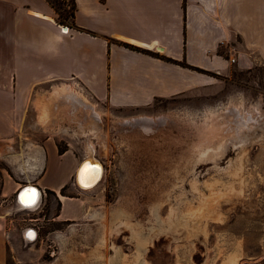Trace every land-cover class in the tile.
I'll return each instance as SVG.
<instances>
[{
  "label": "rangeland",
  "instance_id": "1",
  "mask_svg": "<svg viewBox=\"0 0 264 264\" xmlns=\"http://www.w3.org/2000/svg\"><path fill=\"white\" fill-rule=\"evenodd\" d=\"M50 1L57 19L68 15L71 0ZM64 83L31 94L28 121L43 104V129L70 131L56 135L58 150L99 158L101 179L72 221L55 219L51 193L28 209L0 196L6 264H264V64L138 110L96 102L71 83L98 113L96 128L90 108L54 107Z\"/></svg>",
  "mask_w": 264,
  "mask_h": 264
},
{
  "label": "crops",
  "instance_id": "2",
  "mask_svg": "<svg viewBox=\"0 0 264 264\" xmlns=\"http://www.w3.org/2000/svg\"><path fill=\"white\" fill-rule=\"evenodd\" d=\"M73 2L60 23L48 0H0V196L33 185L53 194L55 219L65 222L84 217L98 184L75 185L86 153L55 142L69 130L45 131L39 111L28 121L33 92L68 81L96 102L138 110L264 64V0ZM6 239L0 220V264Z\"/></svg>",
  "mask_w": 264,
  "mask_h": 264
},
{
  "label": "bare ground",
  "instance_id": "3",
  "mask_svg": "<svg viewBox=\"0 0 264 264\" xmlns=\"http://www.w3.org/2000/svg\"><path fill=\"white\" fill-rule=\"evenodd\" d=\"M59 95V97L57 99H53V104L55 108L60 107H64L67 108L69 114H75L76 110L78 107H82V108H91L90 104H87L83 99H81L80 97H78L77 93H75L73 91L72 88H70L68 85H64V90L62 92L59 91V93L57 94ZM88 101V100H87ZM43 108V104L41 106ZM239 107V106H238ZM237 107V108H238ZM41 108L40 111V115L43 113V109ZM54 108V109H55ZM86 108V110L88 109ZM53 109V110H54ZM46 110V108H45ZM231 111V109L229 111H227L228 113ZM92 113V122L90 123L91 125H93L94 128H96V118L99 117L98 113L95 111H90ZM236 113H234L235 115H239V110L237 109L235 111ZM66 114V113H65ZM68 114V116H69ZM81 114V113H80ZM67 115V114H66ZM83 115V114H82ZM90 115V114H89ZM236 116V117H237ZM239 117V116H238ZM51 118V117H50ZM49 118V119H50ZM73 118V117H72ZM75 118V117H74ZM88 120V118L86 119ZM138 120L136 119H132V121H128L126 120L125 122L129 123L130 125L136 124L138 122H135ZM142 120V119H140ZM234 120V119H233ZM239 120V119H238ZM237 120V121H238ZM245 120V119H244ZM243 120V121H244ZM242 121V122H243ZM90 122V121H89ZM147 122V121H146ZM142 123V121H141ZM145 123V122H144ZM143 123V124H144ZM245 123V122H244ZM237 126H240V122L237 123ZM141 125V124H139ZM232 125V124H231ZM240 129V127H239ZM56 132V131H55ZM102 133V132H101ZM71 136V135H70ZM102 138V137H101ZM96 139V138H95ZM101 141V140H100ZM104 141V140H103ZM245 142V141H244ZM101 144V143H100ZM236 144V143H235ZM234 145V144H233ZM239 145V144H238ZM101 146V145H100ZM102 165L101 162L98 161V159H96L95 157H86L84 159H82L75 171V175H74V181L77 184V187L80 189H89L94 187L98 181L101 179V175H102ZM97 182V183H96ZM27 186H33V185H27ZM32 190L26 189L25 192L22 194L21 199L23 202H26L30 205H32L35 201L39 202V193L37 190H35L34 188L31 187ZM18 192V191H17ZM17 194V193H16ZM20 206V205H19ZM31 207V206H30ZM29 207V208H30ZM22 208V207H21ZM24 208V207H23ZM90 216V215H89ZM35 235L33 229L32 230H28L26 236L28 238H30L32 240L33 236Z\"/></svg>",
  "mask_w": 264,
  "mask_h": 264
},
{
  "label": "water",
  "instance_id": "4",
  "mask_svg": "<svg viewBox=\"0 0 264 264\" xmlns=\"http://www.w3.org/2000/svg\"><path fill=\"white\" fill-rule=\"evenodd\" d=\"M95 158H96V157H95ZM96 159H98V158H96ZM98 161H100V160L98 159ZM101 165H102V164H101ZM74 183H75V185L77 186V184H76L75 181H74ZM96 183H97V182H96ZM98 183H99V181H98ZM98 183H97V184H98ZM31 187L38 191V193H39V201H40V199H41V192H40V190H39L37 187H35V186H27V185H25V186H23L22 188H20V189L18 190V192H17V194H16V196H15V199H16L17 204H19L22 208H23V207H24V208H29L30 206H31L30 208H34V207H36L37 204L39 203V202L35 201L32 205H30V204H28V203L22 201V199H21L22 194L25 192L26 189L32 190Z\"/></svg>",
  "mask_w": 264,
  "mask_h": 264
},
{
  "label": "trees",
  "instance_id": "5",
  "mask_svg": "<svg viewBox=\"0 0 264 264\" xmlns=\"http://www.w3.org/2000/svg\"><path fill=\"white\" fill-rule=\"evenodd\" d=\"M48 1L51 3V5H52V7H53V9H54V5L52 4V2H51L50 0H48ZM74 8H75V6H74V2H73V0H71V1H70V10L68 11V15H66L65 17H61V15L58 14V21L61 23L63 19H67V18L73 17V14H74ZM127 46H128V45H127ZM129 47L138 50V48H136V47H133V46H130V45H129ZM60 150L62 151L63 149H59V151H60ZM64 190H65V187H63V188L61 189V193H63Z\"/></svg>",
  "mask_w": 264,
  "mask_h": 264
},
{
  "label": "built area",
  "instance_id": "6",
  "mask_svg": "<svg viewBox=\"0 0 264 264\" xmlns=\"http://www.w3.org/2000/svg\"><path fill=\"white\" fill-rule=\"evenodd\" d=\"M19 205V204H18ZM21 207V206H20ZM25 209H28V208H25Z\"/></svg>",
  "mask_w": 264,
  "mask_h": 264
}]
</instances>
